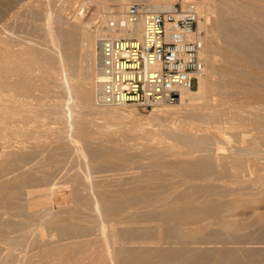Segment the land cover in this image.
I'll return each instance as SVG.
<instances>
[{
	"label": "bare ground",
	"instance_id": "bare-ground-1",
	"mask_svg": "<svg viewBox=\"0 0 264 264\" xmlns=\"http://www.w3.org/2000/svg\"><path fill=\"white\" fill-rule=\"evenodd\" d=\"M24 1L21 5L19 2L16 3H19L17 9L14 8V4L10 5L9 1L4 5L1 2L3 6L0 8V142L8 143V145L0 146V239H2L0 242L7 244L13 250L16 246H20L21 243L17 245L20 241L19 237L12 238L13 234H11L9 238L6 234L18 226L20 228L31 226L32 224L29 223L43 216L39 215V211L49 207L50 212L46 213L48 218L46 223L52 226L54 231L56 230L57 240L50 239L53 234L47 237L48 240L43 238V232H41L42 235L39 233L41 236H38L39 239L38 237L36 241L33 239L34 243L41 244V247L38 244L41 249L45 247L41 252H37L42 258V260L36 258L41 261L40 264H258L259 261L256 262L253 258L255 251L252 253L246 247L245 250L243 248L242 250H239L240 248L229 249L230 247L222 250L221 248L214 254V249L218 247L220 249L223 244L218 247L210 245L207 247L203 246V243L213 242L214 244L217 240L222 241V238L230 236L229 230L234 232L230 236L232 239H237L238 234H241L239 233L241 229L239 230L237 225H232L224 218V215L234 210L235 204L237 208H240L239 203L241 205L244 201L241 199L240 202L237 190L243 189L241 191L244 192L245 187L251 185V188L257 190L255 191L257 194L259 193L257 196H263L264 193V161H258L259 167L251 169V176V172L255 175L254 181L246 177L245 180L243 174L241 175L243 163L247 157L251 154H262L263 157L264 154L261 148L262 146L264 149V5L260 3V0H219L218 7L221 6L219 9L221 12L226 11L224 17L229 19L225 23L226 28L220 25L223 30H227L224 37L226 36L225 41L228 43L226 45L230 54L228 57L232 60L226 67L219 68L216 87H212L211 80L208 78L210 76H207V69L208 66H214L215 61L208 55L206 37H201L204 43L202 56L204 70L198 76V88L191 91L180 90L178 99L173 103L156 105L152 109L150 118L157 128L152 131L150 128L151 133H147L145 137L135 134L136 130L142 129L141 124L132 125L116 121L117 115L114 113L118 112L122 114L120 116H124L118 108L125 107H107L97 103L99 97L97 84L99 40L104 36L139 38L142 35V21L139 20L124 29L111 30L107 27L109 19L106 21L107 14L104 12L102 16H99H101V21L106 23L103 25L101 22L102 25H99L93 33L89 29L90 22L84 23L80 18L83 16L82 13H76V18L74 16L76 20L73 18L74 21L71 22L66 18L67 22L64 17L66 9L60 5L64 4H59L61 0H58L59 5L56 8H53L56 5L53 2L52 9L49 6L50 10L44 7L48 1L45 3L41 0L43 12L48 11L47 17L41 14L46 17L42 19L48 20L51 24L44 25L46 26L43 30L44 35L39 37L44 23H39L40 19L32 14L31 18L36 17L37 21L39 20L38 23L42 24L41 28L43 27L41 30L37 27L39 32L36 27H33L36 28L35 30L31 28L34 32H38L37 37L41 38L38 42L42 47L38 42L35 43L36 37V39L32 38L36 36L32 30L33 36L30 35L32 33L29 34V31H24L36 41H33L34 44L27 41L29 44L24 45L21 37L19 39V36H16L20 34V32L16 33L21 31L18 27L22 26L23 19L19 20L20 23L22 22L21 25L16 26V35H9L14 30V25L11 23L15 24L13 19L17 17L21 8L29 7L30 11L36 13L37 2L33 1L36 2L33 5L32 1L28 3ZM38 1L40 4V0ZM129 1L115 0V8L110 9L113 19L121 18ZM139 1H143L147 8L153 10H170L174 5V0ZM187 1L189 0H183V2ZM68 2L65 3L68 4ZM194 3L198 14L199 32V29L204 28L207 9L203 0H194ZM32 5L36 10H33ZM41 8L38 7L37 11H41ZM10 11L13 12L9 13ZM97 11L100 12L99 8ZM26 14L20 15L23 17ZM28 17H30L29 12ZM31 24L34 26L35 23L31 22ZM218 27H213L216 29L214 30L215 36L213 34L214 38L220 35L223 37ZM217 31L220 33L219 36H217ZM21 34L23 36V33ZM29 35L26 39L30 38ZM18 39L19 45L22 41L24 46L16 45ZM216 66L220 65L216 64ZM36 90L41 91L43 95L34 96ZM47 94H53V97L46 96ZM44 97H51L52 101L45 103L42 101ZM35 98L36 101H34ZM66 98L69 99L67 101L71 102L72 99L74 101L67 103L64 101ZM91 108H94L97 114L93 112L92 115L105 119L104 123H101L102 121L98 124L94 123L95 118L91 116L89 118L93 120H90L87 118L88 114L85 117L82 116L85 115L82 114L83 111L88 112ZM105 108H112V110L102 111ZM53 120L62 121L65 125L51 126ZM114 127L116 129H113ZM160 127H166V130ZM117 129L123 132L122 135H126L124 137L130 136L132 139L145 140L146 144H144L148 148L142 144L145 149L138 152L134 150V153H131L133 149L130 145L129 148L132 151L126 146L124 153L122 152L124 144L121 145L120 142L118 147L105 144V142L114 143L118 136L115 137L116 139L112 136V142L104 137L111 136L114 134L112 131L117 132ZM194 131L196 134L192 135ZM197 132L202 134H197ZM97 134L101 135V137L98 136L101 141L95 140L94 136ZM165 134L169 135L171 142L163 140L167 138ZM229 137H235L234 140L239 139L240 142H246L248 145L239 148L233 145L232 141L229 144ZM121 138L123 136L119 139ZM138 140L134 139L137 142ZM140 146L137 148L140 149ZM128 149L130 152L127 151ZM86 157L90 158L91 162L93 158L101 160L98 159L100 160L98 165L94 166L89 160L86 162ZM132 158L136 159L134 161L136 164L130 160ZM128 159L132 161V164L126 162L127 165H135L134 167L141 169L143 174L135 173L136 169H131L132 167L130 169L135 172L128 170L126 165L119 163V160L124 162ZM145 159H148V162H144ZM81 164L84 165L81 168L86 167V170L82 168V172L79 170ZM120 164L123 170L120 169ZM244 164L246 165L247 162ZM48 165H52L51 169ZM108 171V175L114 172L109 176L113 179V182L111 181L113 188H109L110 182L108 181L107 185L104 180L95 181L96 185H93L92 175L95 172L100 175ZM225 176L231 179H227L228 185L220 181L226 178ZM248 181L253 183L250 182V184ZM64 186L65 188L62 189ZM178 186H183L184 189L181 190L179 187L181 191L176 189L171 196L172 189L169 187ZM66 187L69 188L70 200L74 199V202L79 204L75 206L77 208L63 207L60 209V203H65L67 199L65 197L69 196ZM80 187H83L82 190ZM84 187L89 193L85 192ZM166 189H170V193ZM64 190L65 194L67 192L66 196L62 193ZM82 192L91 195L90 198H87L88 196L83 198L86 194ZM250 192L249 194L239 193L247 196L242 197L248 198L254 193ZM165 193L170 195H165ZM250 200L242 204L248 206L247 203ZM138 204L142 206H140L139 213L137 212L139 208H136V211L132 209V211L139 214L138 219L141 218L139 224L142 225L141 223H145L146 220L156 221V226L153 227V222L152 226H137L138 219L133 217L135 213H129V211H131L130 207ZM127 214L137 219L136 226H134L133 218L130 219L131 221H128L129 217L124 218ZM6 215L7 221L4 222ZM13 216H20L18 218L22 217V219L16 222ZM123 218L127 222L122 221ZM186 220L188 222L183 224ZM207 220L211 222L210 225L217 226L209 231L207 230L210 225L205 226L206 231L201 227L189 228V225H200L199 223ZM262 221H260L262 227L261 229L259 227L260 232L257 237L264 241V220ZM110 222L116 224L111 223L109 226ZM129 223H133V226H125ZM117 224L121 226L115 227ZM107 225L109 229L111 227V230H107L110 233L105 232ZM183 225L188 226L187 229ZM24 228L21 230L24 231ZM17 233L20 232L17 231ZM32 236L34 237V234ZM201 238L203 242H196ZM194 244H199V246H194ZM0 250L2 251V248ZM10 252L12 253H9L10 255L4 258V261L0 259L3 261L1 264L19 262V259H15L16 254L13 251ZM35 252L33 255L39 256ZM27 254L30 255V253ZM21 258L22 261L23 257Z\"/></svg>",
	"mask_w": 264,
	"mask_h": 264
},
{
	"label": "rangeland",
	"instance_id": "rangeland-1",
	"mask_svg": "<svg viewBox=\"0 0 264 264\" xmlns=\"http://www.w3.org/2000/svg\"><path fill=\"white\" fill-rule=\"evenodd\" d=\"M8 1H9V3L11 2V4L10 5H13L14 4V8L15 9H17V7H19V5H21V3H23L21 0H19V1H16L15 2V0H0V8H1V6H3L4 4H6V3H8ZM14 1V2H13ZM32 1V3H33V5H34V3H36L37 2V6L38 7H42L41 8V11H42V13H41V11L39 10V11H37L38 10V7H36L37 8V10H36V8H35V6H33V10L35 9L36 10V13L34 12V11H30V8L29 7H27V9L26 8H24V9H20V12L18 13V15H17V17L16 18H14L13 20H14V22H15V24L12 22L11 24H13L14 25V30H13V32H12V34H9V33H11V32H9L8 34L9 35H16V34H18L19 32H20V34L19 35H16V36H19L18 38L20 39V37H21V39L24 41V45H25V43H27V44H29V42H27V41H30V44H34L33 43V41H36L35 43H37L41 38H39V37H43V35H44V32H43V30H45V27L46 26H44V25H47L48 26V24L50 23L48 20H43L44 18H46L47 16H46V13H48V11L46 10V12H43V6H41L42 4H41V2L42 1H44L45 3L48 1H52V0H40V4H39V1L38 0H25L24 2L25 3H28V2H31ZM33 1H36V2H33ZM60 1V0H59ZM113 1V2H112ZM129 1V0H128ZM177 0H174V3L176 2ZM189 1H191V0H189ZM194 1V0H193ZM204 2H205V5H206V17H205V25H204V28L202 27L201 29H203L202 31H201V29H199V34H200V37H203V36H205L206 37V39H207V51H208V55H210L209 57L210 58H212L213 59V61H215V63L213 64L214 66H208L209 68L207 69V76H210V77H208L210 80H211V85H212V87H216V81L218 80L217 79V77H219L218 76V73H219V68L221 67V69L222 68H224V67H226L227 65H228V62H230L231 60H232V58H230V57H228V55H230L229 54V50H228V46H226L228 43H226L227 41H225L226 40V36L224 37V33H226L227 32V30H223V28H222V26L224 27V28H226L227 26H226V21H227V19H228V17H226V20H224L225 19V17H224V15H225V9H224V11L225 12H221V9H219V8H221V6H219L218 7V3L220 2L219 0H203ZM261 1H264V0H260V3L262 4V5H264V2H261ZM3 3V5H2V3ZM17 2H19L18 4H16ZM43 2V3H44ZM46 3L45 5H44V7L46 8V9H48V10H50L49 9V6H51V4H53L54 5V3L53 2H55L56 3V5H54V7L53 6H51L50 8L52 9V7L53 8H56V6L58 7V5L60 4V3H63L64 5H62V4H60L61 6H64L65 7V9H66V12H64L65 13V15H64V13H63V15H64V17H65V20H66V18H67V20L69 21V22H71V21H74L73 20V18H74V16H75V18H76V13L78 14H80V13H82V15L83 16H80V18H82V21L85 23H87L88 21L90 22V27H89V29L94 33V30H96V28L99 26V25H102V24H100L102 21H101V16H102V13H104V14H107L106 16H107V19H106V21L109 19H111L112 18V13H111V10H113L114 8H115V4H114V2H115V0H70L69 2H68V0H64V2H63V0H61L60 2H59V4L57 3L58 2V0H53L52 1V3L50 2V3ZM65 2H68V4L67 3H65ZM72 2V3H71ZM74 2V3H73ZM143 3V1L141 2V1H139V0H131V1H129V2H127V5L128 6H130V5H132V4H142ZM47 4H49L48 5V7H46V5ZM65 4H67L66 6H68L69 4L71 5H69L68 7H66L65 6ZM89 4V5H88ZM144 4V3H143ZM9 5V4H8ZM16 5H18V6H16ZM102 7V9H100V7ZM107 5V6H106ZM127 6V7H128ZM70 7V8H69ZM29 8V9H28ZM98 8H99V10H100V12L99 11H97L98 10ZM40 9V8H39ZM64 9V10H65ZM108 9V10H107ZM111 9V10H110ZM24 12H22V11ZM32 10V9H31ZM106 10V11H105ZM222 10H223V8H222ZM45 11V10H44ZM69 11V12H68ZM108 11H109V13H108ZM13 11H10L9 13H12ZM22 12V13H21ZM25 12H27V14L25 13ZM28 12H29V16L30 17H28ZM37 12H39L38 14H39V16H38V14H37ZM66 13H67V15H66ZM97 13V14H96ZM223 13V14H222ZM227 13V12H226ZM20 14H22V15H24V14H26V16H21ZM31 14V15H30ZM32 14H35V16H37V19H40V22H39V20L37 21V19H36V17H34L35 19H33V18H31L32 17ZM41 14L42 15H45V16H41ZM112 14V15H111ZM21 16V18H20V16ZM99 15H101V16H99ZM18 16H19V19H18ZM30 18V19H33L34 21H36V22H34L33 20H30V19H28V18ZM40 17V18H39ZM42 17H44L43 19H42ZM74 18V19H75ZM16 19V20H15ZM23 19V23H22V26H20V27H18V25L20 24L21 25V23H20V21ZM24 19H25V21H24ZM28 21H27V20ZM42 19V20H41ZM48 19V18H47ZM12 20V21H13ZM20 20V21H19ZM66 20V21H67ZM76 20V19H75ZM229 20V19H228ZM30 21V22H29ZM47 21V22H46ZM67 21V22H68ZM92 21V22H91ZM17 22H18V24H17ZM25 22V23H24ZM31 22L32 23H35L34 24V26H33V24H31ZM44 23L43 24V29L41 28V26H42V24L40 25L39 23ZM52 22V21H51ZM27 23V24H26ZM30 23V24H29ZM103 23V22H102ZM106 23V22H105ZM105 23H103V25L105 24ZM17 24V25H16ZM29 24V25H28ZM38 26H37V25ZM51 24V23H50ZM49 24V25H50ZM208 24V25H207ZM222 26H221V25ZM224 24V25H223ZM28 26V28H27V26ZM39 25H40V27H39ZM54 25V24H53ZM215 25H220L219 27L218 26H215ZM18 27V30H21V31H18L17 32V27ZM207 26H209L208 28H210V29H208L207 28ZM33 27H38L40 30L42 29V31H40L38 28L36 29V28H33ZM213 27H218V29H221V30H218L221 34H223L222 36L223 37H221V35L219 36V32H218V35L217 36H219V37H215L214 38V36H215V32H214V30H216L215 28H213ZM19 28H21V29H19ZM23 28V29H22ZM26 28V29H25ZM31 28H33L34 30L36 29V30H38V32H39V37H37V31H33ZM207 28V29H206ZM28 29V30H27ZM16 30V31H15ZM24 30H26V31H29V34L30 33H32L31 32V30L33 31V33L35 34L36 33V36L32 33V34H30V35H34V37H32V36H30L27 32V35H29L30 36V38L28 37L27 39H26V34H25V31ZM197 30H198V26H197ZM210 30H211V32H210ZM24 31V32H23ZM15 32H17L16 34H15ZM208 32H210L209 34H208ZM214 32V33H213ZM7 33V32H6ZM21 33H23V36H22V34ZM206 33L208 34V35H206ZM8 34H5V36H8ZM213 34H214V36H213ZM26 35V36H25ZM208 36V37H207ZM209 36H211V37H209ZM24 37H25V39H24ZM33 39H36V40H32V38ZM36 37V38H35ZM15 39H16V37H14ZM39 38V39H38ZM220 38V39H219ZM19 39H18V41H16V45L17 46H19V47H21L23 44H22V41H21V45H19L20 43H19ZM224 39V40H223ZM17 40V39H16ZM218 42V44H217V42ZM32 42V43H31ZM224 42V43H223ZM40 42H38V44H39ZM23 45V46H24ZM39 45H41V44H39ZM223 45V46H222ZM41 47H42V45H41ZM97 46H95V48H96ZM209 49H210V51H209ZM217 51V52H216ZM219 51V52H218ZM218 53V54H217ZM220 53V54H219ZM225 56V57H224ZM228 57V59H226ZM83 64V63H82ZM216 64L218 65H220V66H216ZM224 66V67H223ZM205 67H206V63H205ZM214 67V68H213ZM208 74H210V75H208ZM198 81H199V79L195 82V85H194V88H193V90H196L197 88H198ZM38 90H36V91H34V96H36V95H38V94H40L39 95V97L40 96H42L43 94L42 93H40V92H37ZM46 96H51V97H53V94H47ZM51 97H44L43 98V100L42 101H44L45 103H47V102H50V101H52V99H51ZM47 99H49V101L47 100ZM55 99V98H54ZM53 99V100H54ZM72 99V98H71ZM70 99V100H71ZM67 100H69V99H67L66 98V100H64V101H66L67 103H71L72 101H74L73 99L71 100V102L70 101H67ZM34 101H36V98L34 99ZM33 101V102H34ZM156 106H154L153 108H150V109H148V110H141V109H137V108H135V107H132V106H126L125 108H118V111H120L121 113H123V115L124 116H120V115H122V114H119L118 112H115L114 114L115 115H117V119H116V121H122V122H126V124H134V125H137V124H141L142 125V129L141 130H136L135 131V134L137 135V136H141V137H145V135L147 134V133H151V131H152V129L154 130V129H156L157 128V126H154V123H152V122H154L153 120H151V112L153 111L152 109H154ZM107 110H112V108H105V110H102V111H107ZM92 112V113H91ZM95 113V115H97L96 114V111L94 110V108L92 109H90V111H83V113L82 114H85V115H82V116H86L87 114L89 115L87 118H89V117H91V118H95V120L93 121L94 123H96L97 122V124L98 123H100L101 121V123H104L105 122V119H101L100 117L99 118H97V116H94V115H92V114H94ZM122 117H124V118H122ZM132 118V119H131ZM163 118V117H162ZM90 119V118H89ZM93 119H90V120H93ZM130 121V122H129ZM54 123V124H53ZM60 123V124H59ZM62 124V125H61ZM63 125H65L64 124V122H62V121H58V120H53V122H52V124H51V126H54V127H62ZM146 125V126H145ZM149 127V128H148ZM153 127V128H152ZM151 128V129H150ZM161 129H163V130H166V127H160ZM113 129H116V127H114ZM112 129V130H113ZM151 131H150V130ZM118 130V129H117ZM119 131V132H118ZM117 132L114 130V131H112L114 134H112L111 136L109 135L108 137H104V139H110V141L112 140L111 139V137L112 136H114V139H116L117 138V136H118V140L116 139V140H114V143L112 142V143H110L109 144V142L108 143H106L105 142V140H103L104 142H105V144H108V145H110V146H113V147H118L120 144L122 145V144H126L127 142H129L128 143V145L126 144L125 146L124 145H122L123 146V150H122V152L125 150L124 149V147H126V146H128V148H129V146L130 145H132L133 147H135V148H133L132 146H130V148H132L133 149V151L131 152V153H134V150L135 151H142L143 150V148L145 149V147H147L148 148V146L147 145H145L146 144V142H145V140H143V139H137V138H133L132 139V137H130L129 135V137H124V136H126V135H122V133L123 132H121V130H118ZM121 133V134H120ZM194 134H196V131H194V132H192V135H194ZM197 134H202L201 132H197ZM121 135V136H120ZM98 136H100L101 137V135L100 134H97V136L95 135L94 137L96 138H94L95 140H98V141H101V140H99L100 138L98 137ZM123 136V138H121V139H119L120 137H122ZM162 136H164V134L162 135ZM167 136V134H165V137ZM169 136V135H168ZM167 136V138H163V140H165V141H167V142H171V138L170 137H168ZM116 137V138H115ZM124 138H125V140H127V141H125L124 140ZM170 138V139H169ZM134 139L135 140H138V142L137 141H134ZM232 139V140H231ZM234 139H236L235 137H229L228 138V140H229V144L231 143V141H232V144L233 145H237L239 148H242V147H246L248 144L245 142H243L241 139V141L243 142H240L239 141V139L238 140H234ZM124 140V141H123ZM102 141V142H103ZM107 141H109V140H107ZM237 141V143H235ZM3 142H5V141H1L0 142V146H5V145H8V143H3ZM103 142V143H104ZM116 142V143H115ZM119 142H120V144H119ZM138 144H137V143ZM143 142V143H142ZM2 143H3V145H2ZM145 143V144H144ZM113 144V145H112ZM134 144V145H133ZM145 146H143V145ZM231 144V145H232ZM142 147H141V146ZM122 146H120L121 148L120 149H122ZM140 146V149H138L137 147H139ZM261 148H262V150H264L263 149V147L261 146ZM127 150L128 152H130V150ZM150 150V149H149ZM126 151H124V153H125ZM148 152V151H147ZM252 155H254V156H252ZM258 156H260L261 158H259ZM252 157V158H251ZM255 157V158H254ZM263 157H264V154H263ZM262 157V154H251L250 155V157H247L246 159H245V161H244V163H246L247 162V166L243 163V168H242V170H241V175L243 174V179H245L246 180V178L248 179V180H251V179H249V178H252V181H254V177H255V175L253 174L254 172H251L252 173V176H251V174H250V171H252L251 169H256V168H258L259 167V162L258 161H264V158ZM248 158H250L249 160H248ZM90 159V158H89ZM89 159H87V157H86V162L89 160ZM98 159H100V158H98ZM98 159H96L95 158V160H94V158H93V161L92 162H96V163H92L90 160V162H91V165H93L94 164V166H96V165H98V163H99V161L101 160H98ZM92 160V159H91ZM97 160H98V162H97ZM129 160V159H128ZM122 161V162H120L121 160H119V163H121L122 165H126L127 167H128V170H131V169H133V168H135L133 165H129V164H132L131 162L132 161H130V160H133V158L132 159H130L129 161ZM136 159H134L133 160V164H136V162L134 163V161H135ZM243 160H244V158H243ZM247 160V161H246ZM88 161V162H89ZM126 162H129V164L127 165V163ZM144 162H148V159H145V161ZM250 163H252V164H250ZM89 164V163H88ZM121 164H120V169L121 170H123V166H121ZM83 164H81L80 165V168H79V170H81V172H82V170L85 168V170H86V167H82L81 168V166H82ZM245 165V166H244ZM84 166V165H83ZM51 167H52V165H48V168L49 169H51ZM132 167V168H131ZM87 168H89V167H87ZM131 168V169H130ZM246 168H247V170H246ZM136 169V168H135ZM139 169V168H138ZM136 169V172H135V170H131V171H134L135 173H139V175L140 174H143V173H141V172H143L141 169ZM244 169L246 170V171H244ZM243 172V173H242ZM246 172H247V174H246ZM96 173H98V172H95V174H93L92 175V181L94 182L93 183V185H96V183H95V181H100L101 182V180H104V182L107 184V182L109 181L110 182V186H109V188H113V184H112V182H113V179L112 178H110L109 176L110 175H112V173H114V172H112V173H110V175H108L109 174V171L106 173H100V175L99 174H96ZM261 173H263V172H261ZM262 176H263V174H261ZM9 176V175H8ZM11 176V175H10ZM101 177L100 179H98L99 177ZM102 176H103V178H102ZM104 176H105V178H104ZM228 176V175H227ZM93 177H96V178H94L93 179ZM160 177V176H159ZM226 177V176H225ZM246 177V178H245ZM161 178V177H160ZM175 178V177H174ZM177 179H179L178 177H176ZM172 179H173V177H172ZM171 179V180H172ZM176 179V180H177ZM225 179V180H224ZM227 179H230V177L228 178V177H226V178H223L222 180H220L221 181V183L222 184H225V185H228V183L229 182H227L228 180ZM175 180V179H174ZM175 180V181H176ZM231 180V179H230ZM112 181V182H111ZM199 181V180H198ZM219 181V182H220ZM223 181V182H222ZM224 181H226V182H224ZM264 181V180H263ZM249 183L251 182V181H248ZM221 183H218V184H221ZM248 183V184H249ZM251 183H253V182H251ZM250 183V184H251ZM108 185V184H107ZM112 185V186H111ZM66 186H68V185H66ZM247 186V185H246ZM250 186V187H249ZM249 186H247V187H245V189L247 188V190H245L244 189V192L243 191H241V190H243V189H241L240 191L239 190H237L236 191V193H237V195L240 197L239 199H240V202L242 201L241 199H243L244 201H242V203L243 202H245V201H247L248 199L250 200V199H252V200H250L249 201V203H247L248 204V206L247 205H244V204H242L241 203V205H240V203H239V207L240 208H237L238 206H237V204H235V206H234V210H232V212H227L228 214L225 216L224 215V218H226V221L227 222H231V224L233 225V224H235V226L237 225V228L240 230V232L239 233H241V234H238V237H239V239H238V237H237V239H235V238H233L232 239V237H230L231 236V233L233 234L234 232H232V230H229L230 232V236L229 235H227L228 237V239L227 238H222V241L221 240H217V241H215L214 242V244H213V242L212 243H210V244H206V243H203V246H207V247H209V245L210 246H219V245H221V244H223V245H221L220 246V249H219V247H218V249L216 248V249H214L215 251L213 252L214 254L215 253H217V252H219L220 250H221V248H222V250L224 249V248H229V249H231V248H234V249H237V248H240L239 250H242L241 248H243L244 250H245V247H246V249L248 248V250L250 249L251 251H252V253H254V251H255V257L253 256V258H254V260L257 262V261H259V262H257L258 264H264V250H263V247H264V241L263 240H261V239H259L257 236H258V232H260V229H261V227H262V225H261V222H263L262 221V219L264 220V193H263V196L261 195H259V196H257L258 194H257V192H255V191H257V190H253L252 188H251V185H249ZM68 187H70V186H68ZM68 187H66V191L68 192V194H69V196L67 195V192H66V194L64 193L65 192V190L64 191H62V193L63 194H65V196L67 195V197H65L64 195V197H65V199H66V201H65V203H60V205H61V207H60V209H62L63 207H68V208H74L76 205H79V204H77L76 202H74V199H71L70 200V192H69V188ZM94 187V186H93ZM179 187L181 188V190H183L184 189V187L183 186H178V187H169L170 189H172L171 190V193H170V189L168 190V189H166V190H168V192L171 194V196L174 194L173 192H175L174 190H178L179 189ZM65 188V186L62 188V189H64ZM81 188V190H82V188L83 187H80ZM183 188V189H182ZM249 188H251L250 190H249ZM84 189H85V192L87 191L88 193H89V191L88 190H86V188L84 187ZM83 189V190H84ZM80 190V191H81ZM180 189L178 190V191H181ZM251 191V192H250ZM85 192H82V193H85ZM166 192V191H165ZM245 193V194H249V192L250 193H252V192H254V193H252V194H250V196L248 197V198H245V197H247L246 195H244V194H240V193ZM81 193V192H80ZM168 193V194H169ZM86 194V193H85ZM84 194V195H85ZM168 194H166L165 193V195H168ZM169 194V195H170ZM253 194H254V196H257V197H254L253 196ZM256 194V195H255ZM260 194H262V193H260ZM83 195V194H82ZM245 196V197H242V196ZM86 196H88L87 198H90V196H89V194L87 195H85V196H83V198H86ZM254 198H253V197ZM251 197V198H250ZM68 198H69V200H68ZM68 201H71V202H73V203H70V202H68ZM248 202V201H247ZM246 204V203H245ZM243 205V206H242ZM70 206V207H69ZM140 206H141V204H138L137 206L135 205V206H132V207H130L131 208V211H129V213L130 212H132V213H135V211H136V208L138 209L137 210V212L139 213V211L141 210L140 209ZM142 207V206H141ZM235 207H236V209L238 210H236L235 211ZM75 208H77V207H75ZM129 209V208H128ZM132 209L133 210H135V211H132ZM42 211H39L40 213H39V215H43L42 217H38L37 218V221H33V223H29L30 225L32 224L33 225V227H32V225L31 226H28L27 225V227L26 228H24V227H22L21 226V228H24V231H23V229L21 230V228H20V226H18V227H16V229L14 228V229H11L9 232L10 233H7L6 234V237L8 236L9 238H11V234H13V236H12V238H14V236L15 237H19L18 239H20V241L18 242V244L17 245H20V243H21V245L20 246H16V248L14 249L15 250V252H14V250H13V248H11L10 249V247L9 246H7V244H5L4 245V243H1L0 242V249L2 248V251L0 250V259H4V258H6L8 255H10L9 253H12V252H10V251H13V253H15L16 254V260L17 259H19V262H17V264H40V262L41 261H39V260H42V258L40 257V255L39 254H37V252L39 253V252H41L42 250H44V248H43V246H42V248L43 249H41L40 247H41V244H39V242H35L36 243V245H35V243H34V240L36 239L37 240V237L39 236V237H41L40 235H39V233H41V232H43V238H45V239H47V237H49V236H52V234H53V237H50V239L52 238L53 240H57V232H56V230L54 231V228L51 226H49L47 223H46V221L48 220V218L46 217V215L50 212L49 210V207L47 208V207H45V208H42L41 209ZM88 210V209H87ZM130 210V209H129ZM44 211H45V213H44ZM89 211V210H88ZM235 211V212H234ZM47 213V214H46ZM131 213V214H132ZM45 214V215H44ZM226 214V213H225ZM128 215V216H127ZM126 216L124 215V218L125 217H129L127 220L128 221H131L130 219L131 218H133V217H135V218H137L138 219V215L139 214H137V213H135V215L133 216V214H132V216L130 215V214H127ZM130 215V216H129ZM137 215V216H136ZM6 218V220L4 219V222H6L7 221V215L5 216ZM18 217H20V216H18ZM18 217H16V216H13V219H14V221H16V222H19L21 219H22V217L21 218H18ZM44 219V220H42V219ZM45 218H46V220H45ZM122 219V221H124V222H127L126 221V219ZM232 218V219H231ZM19 219V220H18ZM132 219V220H134V226H136V222L138 221V224H137V226H152V224H153V227L154 226H156L157 225V222L156 221H147V223H146V221H145V223L143 222L144 220H142V222L143 223H141L142 225H140L139 224V220L141 221V218L140 219ZM18 220V221H17ZM38 220H39V222H38ZM42 220V221H41ZM137 220V221H136ZM41 221V222H40ZM261 221V222H260ZM36 222V223H35ZM43 222V223H42ZM48 222V221H47ZM153 222V223H152ZM186 222H188L187 220L185 221V222H183V224L184 223H186ZM206 222V223H205ZM111 223L112 222H110V224H109V226L111 225ZM133 223H129V224H125V226H133L132 224ZM152 223V224H151ZM156 223V224H155ZM210 221L209 220H207V221H203V222H201V223H199L200 225H197L196 224V226L195 225H189L190 227L189 228H204L205 229V231L207 230L206 228H205V226L206 227H208V225H210ZM42 224V225H41ZM108 224V223H107ZM112 224H116V223H112ZM145 224V225H144ZM204 224V225H203ZM38 227H37V226ZM41 225V226H40ZM43 225H45V226H43ZM261 225V226H260ZM36 226V227H35ZM40 226V227H39ZM108 226V225H107ZM109 226H108V228H106V233L109 231V230H111V227H110V229H109ZM119 226H121L120 224H117V225H115V227H119ZM184 226V225H183ZM194 226V227H193ZM217 226V225H216ZM216 226H214V225H210L209 226V228H208V230L207 231H209L210 229H214V227H216ZM244 226V227H243ZM30 227V228H29ZM46 227V228H45ZM188 227V226H187ZM187 227L186 226H184V228L185 229H187ZM259 227H260V229H259ZM31 230H29V229ZM38 228V229H37ZM49 228V229H48ZM52 228V230L50 231V229ZM183 228V229H184ZM242 228H244V230L242 229ZM26 229V230H25ZM37 229V231H35ZM39 229H40V232H39ZM109 229V230H108ZM258 229V230H257ZM13 230H14V233H13ZM16 230V231H15ZM28 230V231H27ZM46 230H47V232H46ZM50 231V233H49V231ZM108 230V231H107ZM257 230V231H256ZM17 231L18 232H20L19 234L17 233ZM33 231V232H32ZM35 231V232H34ZM242 231V232H241ZM23 232V233H22ZM28 232V234L26 235V233ZM54 232V233H53ZM244 232V233H243ZM252 232H254L253 233V236H252ZM17 233V234H16ZM37 233V235H35ZM108 233H110V232H108ZM247 233H249L248 235H249V237H248V235H247ZM9 234V235H8ZM22 236H21V235ZM25 234V235H24ZM32 234H34V237L36 236V238H34L33 236H32ZM47 234H48V236H47ZM237 234V233H236ZM17 235V236H16ZM41 235H42V233H41ZM55 235V236H54ZM246 235V236H245ZM25 238H24V237ZM31 236V237H30ZM233 236V235H232ZM235 236V235H234ZM251 236V237H250ZM1 237V236H0ZM39 237H38V239H39ZM27 238V239H26ZM54 238H56V239H54ZM242 238V239H241ZM16 239V238H15ZM23 239H25L24 241H23ZM32 241L33 239V241L31 242L30 240ZM49 239V238H48ZM47 239V240H48ZM227 240V241H224V240ZM252 239V240H251ZM255 241H257V242H255ZM0 240H2V239H0ZM29 240V241H28ZM35 240V241H36ZM203 242V240H202V238L201 239H197V241L196 242ZM204 241H206V240H204ZM207 241H209V240H207ZM218 241H219V243H218ZM236 241V242H235ZM247 241V242H246ZM249 241V242H248ZM259 241V242H258ZM24 242V243H23ZM228 242V243H227ZM230 242V243H229ZM241 242H244V244L242 243L241 244ZM250 242H251V244H250ZM262 242V243H261ZM23 243V244H22ZM25 243H27L26 244V246L24 245ZM31 244V243H33L32 245H29V244ZM247 243V244H246ZM259 243H261V244H259ZM40 245V247H39V245ZM212 244V245H211ZM241 244V245H240ZM249 244V245H248ZM258 244V245H257ZM24 245V246H23ZM199 246V244H194V246ZM201 245V244H200ZM233 245H235V246H233ZM238 245V246H237ZM245 245H247V246H245ZM253 245H255V246H253ZM32 246L34 247L35 246V248H32ZM193 246V245H192ZM232 246V247H231ZM240 246V247H239ZM249 246V247H248ZM252 246V247H251ZM257 246V247H256ZM263 246V247H262ZM25 247H26V249H25ZM28 247H30V248H28ZM40 249H39V248ZM213 247V248H214ZM255 247L257 248V249H255ZM212 248V247H211ZM8 249V250H7ZM18 249V250H17ZM19 249H21L20 251H19ZM30 249V250H29ZM39 249V250H38ZM262 249V250H261ZM4 250V251H3ZM10 250V251H9ZM25 250V251H24ZM33 250V251H32ZM36 250H38V251H35ZM29 251H31V252H29ZM260 251H263V252H260ZM4 252V253H3ZM24 252V253H23ZM33 252V253H32ZM34 252H35V254H37V255H39V256H34L33 254H34ZM26 253V254H25ZM27 253H30V255L29 254H27ZM260 253V254H259ZM261 253H263V254H261ZM5 254H7V255H5ZM33 256H32V255ZM260 256H259V255ZM3 255H5V257H3ZM27 255V256H26ZM29 255V256H28ZM27 257V259H24V258H26ZM3 257V258H2ZM21 257H23V260L21 261ZM30 257H32V258H30ZM38 257V258H37ZM261 257V258H260ZM37 258V259H39V260H37L36 259V261H38V263L35 261V259ZM259 259V260H258ZM261 259V260H260ZM2 260H0V264H1V262H3ZM22 263H21V262ZM29 261H30V263H29ZM32 261V262H31ZM263 261V262H262ZM24 262V263H23ZM34 262V263H33ZM36 262V263H35ZM255 262V263H256ZM16 263V262H15ZM13 264V263H12ZM42 264V263H41Z\"/></svg>",
	"mask_w": 264,
	"mask_h": 264
},
{
	"label": "built area",
	"instance_id": "built-area-1",
	"mask_svg": "<svg viewBox=\"0 0 264 264\" xmlns=\"http://www.w3.org/2000/svg\"><path fill=\"white\" fill-rule=\"evenodd\" d=\"M139 20L143 26L139 38L99 40V105L148 110L173 103L180 90H193L204 70L194 1L177 0L170 10L132 4L120 19L108 20L107 27L124 29Z\"/></svg>",
	"mask_w": 264,
	"mask_h": 264
}]
</instances>
